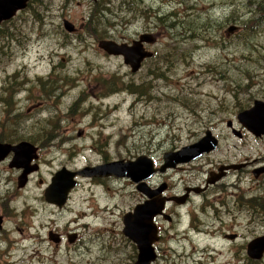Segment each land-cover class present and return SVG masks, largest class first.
<instances>
[{
	"label": "rangeland",
	"instance_id": "obj_1",
	"mask_svg": "<svg viewBox=\"0 0 264 264\" xmlns=\"http://www.w3.org/2000/svg\"><path fill=\"white\" fill-rule=\"evenodd\" d=\"M128 1L130 9L122 0H30L0 24L2 30L11 28L10 36L0 38V143L15 144L22 136L38 147L30 161L38 168L23 187L18 186L21 168L9 165L13 152L0 160V264H131L137 251L122 232V216L146 192L128 177L104 175L105 168L94 170L102 176L90 174L94 166L141 155L160 166L165 152L199 141L207 130L220 136V148L193 165L143 179L147 190L166 183V194L177 196L184 186H200L211 162L256 154L260 142L242 152L223 136L227 120L264 88V0ZM148 10L161 11L163 22L145 15ZM183 19L193 32L182 26ZM64 20L76 30L68 33ZM173 23V29L167 26ZM230 26L236 27L232 33ZM142 31L156 39L145 41L153 55L136 73L121 56L97 45L104 38L130 43ZM48 132L49 150L40 139ZM6 151L0 146V156ZM32 154L23 152L19 157H27L16 163L28 167ZM63 167L79 173L78 181L67 206L50 212L43 191ZM66 180V175L59 180L58 193ZM217 189L224 195L217 197ZM198 194L180 208L168 203L172 220L160 219L152 264H264V258L253 260L255 250H248L252 258L246 254L248 242L264 231L257 208L238 213L249 195L219 185ZM78 216L83 241L69 244L65 226ZM53 219L63 230L59 246L48 234ZM189 222L198 229L189 230ZM224 232L239 237L222 239ZM10 245L15 247L9 257Z\"/></svg>",
	"mask_w": 264,
	"mask_h": 264
},
{
	"label": "water",
	"instance_id": "obj_2",
	"mask_svg": "<svg viewBox=\"0 0 264 264\" xmlns=\"http://www.w3.org/2000/svg\"><path fill=\"white\" fill-rule=\"evenodd\" d=\"M27 1L28 0H0V23L12 18L18 10L26 7ZM63 26L69 32L74 30L71 22L67 20L63 22ZM233 30L234 27L228 28L229 32H232ZM142 41H153V38L150 34L145 33L140 36V40L133 41V43L130 45L127 43H118L112 39H102L99 40L98 46L107 54L120 55L124 63L130 66L131 71L135 72L139 69L141 62L145 58L152 55L150 51H146L143 48ZM255 113L259 114L258 118L264 117V103L255 101L251 108L241 111L238 114V119H240L241 123L244 124L252 132L264 133V129L255 130L254 126L249 123L250 117ZM0 146L7 148V151L2 156H0V160L3 159L9 151H12L13 159L9 165L22 168V173L18 177V186L23 187L27 181V175L31 171L37 169L36 164L30 165V161L32 160V158H36V147L26 141H21L17 144L0 143ZM213 147H215V139L213 138L210 131H206L205 135L199 141L191 145L184 146L177 151L167 153L165 152V154L163 155L164 162L160 167H155L150 157L141 155L138 156L135 160H119L109 162L104 165H97L94 166V169L91 168L92 171L90 172L105 168L109 172H105L104 175L128 177L129 179L138 183L137 187L139 190L146 192V194L152 196L153 194H159L165 188V186L162 185L150 192L144 186V182L142 181L143 179L152 176L157 171L163 172L167 167H175L177 163H184L195 159L201 154L210 151ZM29 150L33 151L32 156L28 157L27 159V164L29 166L26 167V164L23 161L21 162V164L16 163L18 159H25L27 155L23 156V158L20 157L25 151L29 154ZM116 164L122 165L124 169L123 172L118 173L114 170L113 167L111 168L112 165ZM76 174L77 172H71L66 170L65 168H62L60 171L58 170V172H56L52 177L51 183L48 185V187H46L44 191L46 200L48 202L62 205L66 201L69 191L76 184V181L73 178ZM90 174H98L99 176H102V174L98 172ZM65 175L68 178V180H66L68 181V183L66 185H64L65 183H63V185L61 184L63 187L62 192L58 193V188L60 187L59 180ZM165 200L177 201L176 197H150L149 200H146L144 203L137 205L133 212H127L123 215L122 232L125 236L132 239L136 243L138 249L137 258L133 264H151L152 261L156 259V253L154 251L153 243L158 240V229L155 222L153 221V218L155 215L162 213ZM249 246L251 248H249ZM248 250H255L257 252V255H255L256 258H260L264 252V235L256 237L251 242H249Z\"/></svg>",
	"mask_w": 264,
	"mask_h": 264
},
{
	"label": "flooded vegetation",
	"instance_id": "obj_3",
	"mask_svg": "<svg viewBox=\"0 0 264 264\" xmlns=\"http://www.w3.org/2000/svg\"><path fill=\"white\" fill-rule=\"evenodd\" d=\"M27 5H28V3H27ZM262 7H263L262 10L264 11V4L262 5ZM263 13L264 12H262V14ZM119 42H125V41L119 40ZM130 42H132V41H130ZM126 43H129V41H127ZM132 73H136V71L135 72L132 71ZM49 91H50V86H49ZM257 91L258 92L256 93V96H253L251 99V102H250L251 104L246 107L247 109L249 107H251L255 101H260V103H264V88H259V90H257ZM49 99H50V97H49ZM243 110H245V109H243ZM243 110H241V111H243ZM241 111L237 112V114H235V116L232 120L231 119L227 120V128L228 129L226 130L225 136H223V137L227 140L230 139V141L232 142V146H234L235 148H241L242 152H243L244 148H247L248 146H251V145H253V146L259 145L258 142H260V145L255 148L256 154L252 157H245L243 160H238V161L234 158L231 160L230 157L229 158L224 157V159L219 160L217 162V165L212 164V162H211L210 167L207 168L205 171L206 176H205V178H204V180L200 186L199 185L191 186V187L184 186V188H182L180 194H177V196H176L177 201H173L177 205L176 208H180L182 205H186V203H188L192 199L193 196L199 195L198 194L199 192L204 193L206 190H208L209 187H212L213 185H219V186L224 187V190L234 189L237 191L239 190V192L245 191V193H247L249 195L248 197H246L244 207L239 208L238 213H247L251 208H257L256 211L259 212V216H260L259 218H264V133H254L251 130H249L244 124H242L240 119H238V114ZM233 120H234V122H233ZM212 136L215 139V147H213L210 151L205 152V154L204 153L201 154L200 156L196 157L195 159H192V160L184 162V163H177L175 167H169V168H178V167L182 168L183 165H186L187 167H189V165H193L195 162H198V160L201 159L202 157H204L205 155H209V154H211L212 151H215L217 148H220L221 141L219 138H221V137L218 135H213V134H212ZM50 138H52V137H50V132H48V135L46 133L45 136L40 137V139H45L47 141L45 143V146H48L47 150L50 149ZM38 144L42 145V144H44V142L39 141ZM35 146L37 147V145H35ZM37 149H38V147H37ZM37 168H38V165H37ZM169 168L167 167L165 169V171H163V173L167 172V170ZM184 168L185 167H183V169ZM19 171L21 172V170H19ZM233 175H235V178H233ZM181 178H184V177H181ZM51 179H52V177H51ZM51 179H50V182H51ZM227 180H228V182H225ZM133 182L136 183L135 181H133ZM143 182H146V180L145 181L143 180ZM222 182H224V183L220 184ZM134 185H138V183H136ZM163 185L165 186V188L159 194H153L152 196H150L146 193L141 192L142 194H141L140 200L137 201L136 206L144 203L146 200L150 199V197H152V198L175 197V196L167 195L166 192L168 191L167 188H169V185L166 183H163ZM246 187H247V189H246ZM156 188H151V191L156 189ZM148 191H150V190L148 189ZM221 191L222 190L217 189V190H215V193L221 192ZM193 192L197 193V194H194ZM233 194H234V192L228 193V195H231V196H233ZM223 195L224 194H218L217 193V197H220ZM69 198H71L70 193H69L66 201L62 205H58V204H55L52 202H48L46 200L45 196L43 195V200H44V202H46V205L49 206L50 212H52V211L54 212V211H56V209L61 210L64 207H66L67 204L69 203ZM171 202H172V200L171 201L165 200L162 213L155 215L153 218L154 222L156 223L157 229H158V231H157L158 240L160 239V236H161L160 228L162 227L160 219H163L164 221H167V222L172 220L171 212H168V207H169V204ZM214 202H217V200L214 199ZM221 205H223V204H221ZM236 205H237V203H236ZM136 206H133L132 210L128 211V212H133V210L135 209ZM170 210H173V208H171ZM230 211L231 210L229 209L227 212L229 213ZM234 217H238V215L234 214ZM80 219H81V217L78 216L76 219H73L71 221L68 220L67 225L65 226V228L69 229L65 232V239L68 241V243L69 242L72 243V241L74 243H79V242L83 241L82 232L79 233L80 230L78 229V227H79L78 226V223H79L78 220H80ZM54 220L55 219L48 221L50 223V229H48V234H49L50 241L54 242L57 246H59L60 242L64 238V236L62 234L63 230L61 233L59 231V229H56L54 227V225H53ZM70 222L74 223V227H72V226L69 227ZM3 223H4V212L2 210V207H0V229L2 228ZM188 224H189V226H188L189 230L198 229V227L196 225L193 226V223L191 224L189 222ZM41 226H43V225H41ZM80 227L86 228V224L82 223L80 225ZM75 229H78V230H75ZM226 231H228V230H226ZM262 233H263L262 235H264V231ZM223 235L224 236L222 237V239H228V240H236L239 237V234L236 232H230V233L224 232ZM255 238H253V239H255ZM128 239L136 247L135 251H137V255H138V249H137L136 243L132 239H130V238H128ZM9 240L12 242V244L16 243L15 241L14 242L12 241V240H14L13 234L9 235ZM252 240H250V241H252ZM14 247L15 246L13 245L10 248L6 249L8 251L9 257H10L11 251L14 250ZM135 251H134V253H135ZM246 254H247V256L249 255L247 248H246ZM137 255L135 254L136 258H137ZM136 258L132 257L133 260H132L131 264L134 263ZM263 258H264V252L260 258H256V259L253 258V260L259 261V260H262Z\"/></svg>",
	"mask_w": 264,
	"mask_h": 264
},
{
	"label": "trees",
	"instance_id": "obj_4",
	"mask_svg": "<svg viewBox=\"0 0 264 264\" xmlns=\"http://www.w3.org/2000/svg\"><path fill=\"white\" fill-rule=\"evenodd\" d=\"M122 2H123V4L125 5V4H127V7H128V9H130V7H132V4H131V2H129L128 0H122ZM264 4V2L261 4V6ZM129 5V6H128ZM151 13H154V12H152V11H150V10H148L147 11V13H144L145 15H148V17L149 18H153L154 19V21L156 22V20L158 21V22H160V23H162L163 22V20H164V18H165V15L163 14V13H161V11H157L154 15H152ZM102 18L101 19H103V20H107V18H105V16H101ZM4 22H6V21H4ZM100 22V19H99V21H97V23L96 24H98ZM181 23H182V26L187 30V31H189V32H193V28H189L190 26H185V23H188V21L187 20H184L183 19V21H181ZM96 24H92V25H96ZM176 25V23H173V24H169V25H167L168 27H171V29H173V27L172 26H175ZM3 28L0 26V38H4V37H6V36H10L11 35V31H10V29H4V30H2ZM6 32H7V34H6ZM102 40V39H101ZM99 42V41H98ZM98 42H97V45H98ZM19 86H17V88H18ZM16 88V89H17ZM3 91L4 92H7V88L5 87V86H3ZM16 91V90H15ZM20 136V135H19ZM17 138H19V137H17ZM23 141V140H28L26 137H22V136H20V139L19 140H17V141ZM12 141H15V140H12Z\"/></svg>",
	"mask_w": 264,
	"mask_h": 264
},
{
	"label": "bare ground",
	"instance_id": "obj_5",
	"mask_svg": "<svg viewBox=\"0 0 264 264\" xmlns=\"http://www.w3.org/2000/svg\"><path fill=\"white\" fill-rule=\"evenodd\" d=\"M129 6V5H128ZM209 21V20H208ZM196 23V22H195ZM213 25V24H212ZM192 26V25H191ZM205 26V25H204ZM230 27H234V30H235V26H230ZM229 27V28H230ZM191 28V27H190ZM198 28V27H197ZM261 28V27H260ZM150 29V28H149ZM185 30V29H184ZM233 30V31H234ZM232 31V32H233ZM227 32H229L228 31V29H227ZM232 32H229V33H232ZM188 34V33H187ZM258 113H255V114H253L251 117H250V119H249V123L251 124V125H253L254 126V128H255V130H262V129H264V117H259L258 118ZM152 207V206H151Z\"/></svg>",
	"mask_w": 264,
	"mask_h": 264
}]
</instances>
